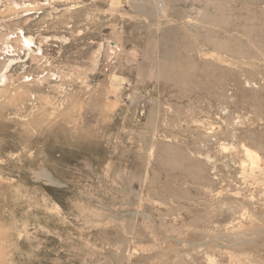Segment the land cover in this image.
<instances>
[{"label": "rangeland", "instance_id": "obj_1", "mask_svg": "<svg viewBox=\"0 0 264 264\" xmlns=\"http://www.w3.org/2000/svg\"><path fill=\"white\" fill-rule=\"evenodd\" d=\"M146 1L0 0V264H264V0Z\"/></svg>", "mask_w": 264, "mask_h": 264}, {"label": "bare ground", "instance_id": "obj_2", "mask_svg": "<svg viewBox=\"0 0 264 264\" xmlns=\"http://www.w3.org/2000/svg\"><path fill=\"white\" fill-rule=\"evenodd\" d=\"M147 1H148V0H147ZM147 1H146V2H147ZM144 10H145V9H144ZM146 10H147V9H146ZM155 12H156V11H155ZM146 13H147V12H146ZM148 13H149V12H148ZM148 13H147V14H148ZM25 39H26V42H27V43H30V42L33 40V37H32V36H25ZM242 44H243V43H242ZM11 61H12V59L10 60V62H11ZM233 135H234V134H233Z\"/></svg>", "mask_w": 264, "mask_h": 264}]
</instances>
